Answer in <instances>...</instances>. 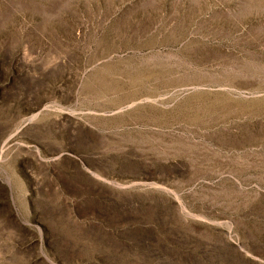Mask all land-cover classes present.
I'll return each mask as SVG.
<instances>
[{"label": "rangeland", "instance_id": "rangeland-1", "mask_svg": "<svg viewBox=\"0 0 264 264\" xmlns=\"http://www.w3.org/2000/svg\"><path fill=\"white\" fill-rule=\"evenodd\" d=\"M0 264H264V0H0Z\"/></svg>", "mask_w": 264, "mask_h": 264}]
</instances>
